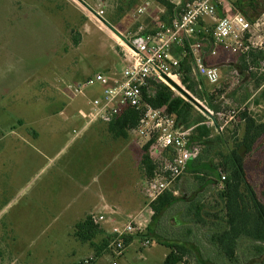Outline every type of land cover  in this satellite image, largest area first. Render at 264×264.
<instances>
[{
  "label": "rangeland",
  "instance_id": "obj_1",
  "mask_svg": "<svg viewBox=\"0 0 264 264\" xmlns=\"http://www.w3.org/2000/svg\"><path fill=\"white\" fill-rule=\"evenodd\" d=\"M169 1L175 4L177 14L189 0ZM226 1L240 5L253 24L260 19L264 23V0H242L241 4L239 0ZM175 14L169 15L155 0H0V138L2 133L9 136L14 127L17 132H24L21 125L45 133L49 127L44 126V120L48 118L57 121V125L63 124L65 129L73 121H85L95 89H88L87 97L72 99L67 86L98 72L110 75L121 72L125 63L117 35L130 38L152 31L159 20L169 23ZM200 39L206 44L202 47L206 65L217 67L220 73L214 85L201 77L200 85L209 95L208 108L212 114H205L207 122L213 117L218 124L217 129L210 123L218 140L211 143L213 148L204 163L225 172L223 158L234 148L235 140L244 135L241 114L247 112L264 124V71L258 66L263 56L259 52L249 56L233 54L220 46L212 54L209 40ZM179 51L181 62L186 59L192 66L188 46L183 45ZM198 92L192 95L200 99L202 95ZM195 110L194 117L204 115L198 108ZM61 111L64 115L59 114ZM129 135L126 141L133 155L131 162H138L141 178L146 180L141 168L146 140L133 131ZM52 140L55 144L52 143L46 160L38 157L36 149L18 146L10 138L0 143V264H82L93 253L89 247L82 249L81 242L73 236L76 223L69 219L77 206L71 208L70 216L61 214L64 201L77 203L79 187L76 182L64 184L56 172L68 161L73 162V173L88 162L101 169L110 159L105 149L108 147L89 134L79 156L75 147L59 154L66 139ZM46 142L41 139L36 146L43 149L48 145ZM244 167L250 184L264 203V136L245 156ZM62 192L66 194L60 197ZM218 194H211L214 200L203 210L213 224L218 220L211 215H218L222 208ZM86 200H90L88 194ZM103 238L100 235L95 242L100 243ZM249 245L242 244L240 263L236 264L260 258L252 248H247ZM169 251L156 241L145 247L141 239L135 238L124 257L104 253L101 258L92 256V264H162Z\"/></svg>",
  "mask_w": 264,
  "mask_h": 264
},
{
  "label": "built area",
  "instance_id": "obj_2",
  "mask_svg": "<svg viewBox=\"0 0 264 264\" xmlns=\"http://www.w3.org/2000/svg\"><path fill=\"white\" fill-rule=\"evenodd\" d=\"M220 13L222 15H220ZM102 16V12L98 13ZM171 22L159 20L157 27L149 32L136 34L130 38L118 34L124 69L114 75L95 73L77 84L67 86L72 97H87L88 89L94 88L89 100V111L83 122V129L75 132L80 136L96 123L111 124L128 109L144 110V114L134 130L138 138L152 141L149 148L155 165L154 174L143 185V194L149 205L157 200L185 174L188 163L197 158L203 146L191 144L194 128L180 125L174 115L165 108H152L145 102L144 90H149L152 82L169 86L175 96L184 97L168 80L180 84L181 60L177 49L188 46L193 57V70L209 84L219 81L217 67L205 63L202 47L208 39L212 54L216 48L249 56L250 53L264 54V23L250 22L242 13L234 11L226 0H189L175 14ZM113 32V31H112ZM186 53V51H185ZM258 66L264 71V57ZM210 115L206 101H198ZM210 126L212 120L208 118ZM222 181L225 176L222 174ZM92 222L104 231L108 244L104 253L115 258L125 255L126 240L139 238L143 246L152 241L144 237L146 227L136 221L120 223L111 220L106 214H92ZM94 258L83 260L82 264H92Z\"/></svg>",
  "mask_w": 264,
  "mask_h": 264
},
{
  "label": "trees",
  "instance_id": "obj_3",
  "mask_svg": "<svg viewBox=\"0 0 264 264\" xmlns=\"http://www.w3.org/2000/svg\"><path fill=\"white\" fill-rule=\"evenodd\" d=\"M155 1L163 6L169 15L175 14L176 6L169 0ZM240 1L242 0H239V3ZM231 5L234 11H238L246 17L247 14L243 13L240 5L233 3ZM220 15L222 14L220 13ZM260 55L264 57L263 53ZM181 64L180 71L186 82L189 76L193 74V68L186 59ZM189 89L194 90V83H190ZM144 97L145 102L150 107L165 108L169 114L176 117L180 125L185 128H194L190 138L191 144L199 143L203 146L199 156L190 161L193 162V173L196 174L198 182L204 181L205 176L210 173L215 179L218 178L219 181L223 182L225 186L222 193L218 192L219 199L222 201L221 212L218 215L206 214L216 218L218 223H209L210 221L203 212L204 207H199V204L193 203L189 208V219L193 230L198 232L208 229L211 233L205 237V242L214 247V250L209 252L202 251L198 245L202 240L197 237L193 238V235L189 238H173L160 230V224L168 210L179 202V198L175 197L171 190L164 192L150 204L153 217L144 237L170 249L162 264L240 263L243 243H249L247 248H252L254 254L260 255V258L248 259L246 264H264V203L250 184L244 167L245 156L253 151L254 145L264 136V124L257 122L247 112L241 114L240 120L244 123V135L241 139L235 140L234 148H231L227 156L223 158L222 166L225 168V172H223L219 168L204 163L206 154L213 148L211 143H214L216 139L218 140V136L214 138L213 129L206 124L207 117L205 118L202 114L194 117L193 110L196 111L195 107L183 97L175 96L173 90L162 83L152 82L149 90H144ZM143 114L144 110H126L109 124L110 133L114 138H126L130 131L134 132L138 127ZM218 133L220 136L221 132ZM220 140L223 139L220 138ZM151 144L152 141L146 144L144 147L145 154L142 157V168L146 178H151L155 170L154 162L149 155ZM222 174L225 176L224 181L221 179ZM219 215L221 216L219 217ZM100 235H104V231L92 222L90 216L75 226L74 236L82 243H89L97 258L104 254V249L108 244L107 236H104L100 243L95 242ZM133 240L134 238L126 240V245L129 246Z\"/></svg>",
  "mask_w": 264,
  "mask_h": 264
},
{
  "label": "crops",
  "instance_id": "obj_4",
  "mask_svg": "<svg viewBox=\"0 0 264 264\" xmlns=\"http://www.w3.org/2000/svg\"><path fill=\"white\" fill-rule=\"evenodd\" d=\"M226 2L228 5H231L230 1ZM179 50L180 48L177 50V55L178 52L180 54ZM189 77L190 78L188 81L185 82L184 75L181 73L179 79L180 84L175 83L183 91V98L190 102L195 108L197 107L189 100L188 97H186V95L196 101H206L207 103H210L207 91L203 90L202 86L200 85V83L203 82V79L194 70L193 77L191 75ZM190 83H194L193 91L189 89ZM198 90H200L198 93H201L202 95L200 99L195 98L192 95ZM72 99H74V97ZM201 112L206 118L205 113L203 111ZM64 113V111H61L59 114L64 115ZM83 122L84 121H73V124H69L68 129H65L63 124L60 123V125H57V121L53 120L52 118H48L47 120H44V126L49 127V130L45 131V133L50 135L49 137L46 138L42 136L45 133H41L40 131L34 129H31L30 131L27 128L28 126L21 125V128H25L24 132H17V129L14 127L9 136H3L2 133L0 143L7 141V139L10 138L12 141H15L18 146L19 144H24L30 149H36V152H38L39 155L38 157L40 159L46 160V158H49L50 156L49 150L51 149L50 147L53 146L52 143L55 144L52 139H59L61 137L62 139H66L65 143L58 152L59 154L71 149L72 147H75L76 151L79 152V156L80 151L81 153L83 152V141H85L86 135H93V137L97 138L98 142L103 144V147H108V149H110L108 150L105 148L107 150V155L110 158L108 160L109 162H104L105 164L103 166L105 167L101 169L99 168L100 170L97 168L96 163L88 162L86 167L84 166V168H80L76 173H73L71 171V165H73V162L68 161L64 167H61L62 169H60V171L59 169L57 170L56 175L59 174L61 182L64 184L69 182L71 185L72 183L76 182L79 187V193L76 200L77 203L74 204L71 201H68L70 202L68 203L67 201L63 200L64 202L61 209L63 212L61 214L70 216L71 208L74 209L75 205L77 206L73 213V217H70L71 219H69L72 221V223H76L73 227V233L75 231V226L78 223L84 221L92 214L100 213L106 214L111 220L123 224L131 220L136 221L147 229L152 221L153 211L143 194V185L145 180L141 178V174L143 175V173H141L139 164L138 162H131L133 155H131L130 143L129 141H126L130 135L126 138H114L109 131V125L96 123L89 127L80 136L75 137V132L83 129ZM41 139L48 141L46 142L48 145L45 148L42 147L43 149H39V147L36 146L38 141ZM47 162L49 164L48 160ZM48 166H44V170H48ZM193 170V162H189L186 173L171 187V191L175 197L179 198V202L175 203L168 210L165 218L160 224V230L164 231L166 235L173 238H189V236L193 235V238L197 237L198 239L202 240L201 243L198 244L202 251L209 252L214 250V247L210 243L205 242V237L208 235V233L210 234V231L208 229H204L203 231L199 230L198 232L197 230H193L192 223L189 219V208L193 203L199 204L198 206H202L204 209L207 208L208 202L214 200L213 198L215 196V192L222 193L225 190V186L223 182L219 181L218 178L215 179L210 173L205 176L206 179L204 181L198 182L197 177L195 176L196 174L193 173ZM63 189L66 188L64 187ZM65 194V192H62L60 197H63ZM87 194L90 196L89 201L86 200ZM211 194L214 196L210 197ZM44 210L45 208L43 207L42 212H44ZM47 212L48 210L46 213ZM165 228L166 230H163ZM81 244L83 245L82 249H84V247H89L93 251V253L89 257H85V259L95 256V251L92 247H90L89 243L81 242Z\"/></svg>",
  "mask_w": 264,
  "mask_h": 264
},
{
  "label": "water",
  "instance_id": "obj_5",
  "mask_svg": "<svg viewBox=\"0 0 264 264\" xmlns=\"http://www.w3.org/2000/svg\"><path fill=\"white\" fill-rule=\"evenodd\" d=\"M79 2H82V0H78ZM105 23V22H104ZM169 81V83L173 86V87H175L176 89H178L180 92H182L183 93V91L175 84V83H173L172 81H170V80H168ZM185 94V93H184ZM186 97H188L189 98V100L197 107V108H199L201 111H203L205 114H209L206 110H204L203 109V107H201L200 106V104L196 101V100H194L193 98H190L189 96H187L186 95ZM212 120H213V123L215 124V127L218 129V124H217V121L213 118V117H210Z\"/></svg>",
  "mask_w": 264,
  "mask_h": 264
}]
</instances>
